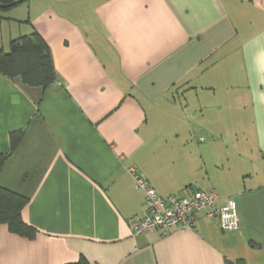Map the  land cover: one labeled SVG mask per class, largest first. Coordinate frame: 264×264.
Segmentation results:
<instances>
[{
    "label": "crops",
    "instance_id": "1",
    "mask_svg": "<svg viewBox=\"0 0 264 264\" xmlns=\"http://www.w3.org/2000/svg\"><path fill=\"white\" fill-rule=\"evenodd\" d=\"M32 28L58 79L0 73V152L26 132L0 185L30 198L38 234L0 224V264H264V0H27L0 20V49ZM130 168L162 196L234 198L240 229L202 213L134 235L146 197Z\"/></svg>",
    "mask_w": 264,
    "mask_h": 264
},
{
    "label": "trees",
    "instance_id": "2",
    "mask_svg": "<svg viewBox=\"0 0 264 264\" xmlns=\"http://www.w3.org/2000/svg\"><path fill=\"white\" fill-rule=\"evenodd\" d=\"M27 0H0V20L4 13ZM28 21V20H27ZM0 73L10 79H20L25 86L47 88L58 79L51 48L35 29L10 40L8 50L0 49ZM23 129L10 132V152H0V174L8 160L25 139ZM27 195L0 185V224H6L12 233L34 239L38 230L25 222L23 210L29 203ZM89 264L83 256L76 263ZM223 264H246L245 260L225 259Z\"/></svg>",
    "mask_w": 264,
    "mask_h": 264
},
{
    "label": "built area",
    "instance_id": "3",
    "mask_svg": "<svg viewBox=\"0 0 264 264\" xmlns=\"http://www.w3.org/2000/svg\"><path fill=\"white\" fill-rule=\"evenodd\" d=\"M129 170L134 176L136 187L146 197L145 212L131 219L134 235L149 230L165 234L174 226L192 228L202 213L217 218L225 231L240 229L239 211L234 198L219 203V195L215 189H194L190 194L162 196L136 169Z\"/></svg>",
    "mask_w": 264,
    "mask_h": 264
},
{
    "label": "rangeland",
    "instance_id": "4",
    "mask_svg": "<svg viewBox=\"0 0 264 264\" xmlns=\"http://www.w3.org/2000/svg\"><path fill=\"white\" fill-rule=\"evenodd\" d=\"M201 135L204 137L203 138V140H209L210 139V135L209 134H207V133H201ZM230 143V149L231 150H238V149H240V148H244V147H246L247 146V148H250L251 147V143H247V145L246 144H244L243 142H238V141H231V142H229ZM221 144V143H220ZM220 147H218V148H220V149H224V144H222V146L221 145H219ZM182 194V193H181Z\"/></svg>",
    "mask_w": 264,
    "mask_h": 264
}]
</instances>
